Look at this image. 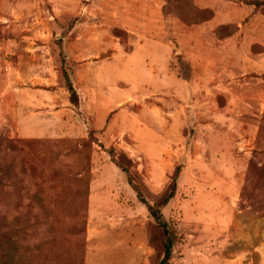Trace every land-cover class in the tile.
<instances>
[{
	"label": "rangeland",
	"instance_id": "obj_1",
	"mask_svg": "<svg viewBox=\"0 0 264 264\" xmlns=\"http://www.w3.org/2000/svg\"><path fill=\"white\" fill-rule=\"evenodd\" d=\"M3 18L0 264H162L167 247L163 264H246L264 241V0H0Z\"/></svg>",
	"mask_w": 264,
	"mask_h": 264
},
{
	"label": "crops",
	"instance_id": "obj_2",
	"mask_svg": "<svg viewBox=\"0 0 264 264\" xmlns=\"http://www.w3.org/2000/svg\"><path fill=\"white\" fill-rule=\"evenodd\" d=\"M11 5L16 9L17 4H14V3L12 4L11 3ZM0 21L3 24L12 22L10 19H7V18H3ZM255 239H253V244L251 243V241L247 242V244H246L247 247H246V251H245L244 256H243V258L247 260L246 264H254L250 260L249 255H252V254H255V253L258 255V259H259L260 264H264V241L259 239L260 240V241H258L259 243H256ZM244 263L243 262H239V263H234V264H244ZM126 264H134V259H131L130 262H129V260L126 261Z\"/></svg>",
	"mask_w": 264,
	"mask_h": 264
},
{
	"label": "trees",
	"instance_id": "obj_3",
	"mask_svg": "<svg viewBox=\"0 0 264 264\" xmlns=\"http://www.w3.org/2000/svg\"><path fill=\"white\" fill-rule=\"evenodd\" d=\"M249 4L255 6L256 8L261 7V6L263 5L261 2H251V3H249ZM63 76H64V79H65V81H66V88H67V91L70 92V95H71V96L76 97V96H75V92H74V90H73L71 84L69 83V79H68L67 74H66L65 72H63ZM123 171L126 172L125 170H123ZM171 197H172V195H170L166 200H164V201L160 204V207L165 206V205L168 203V201L171 199ZM147 208H148V211H149L150 215L152 216V218H153L155 221H160V219H161V217H160V213L152 211L151 207H149V206H148ZM0 248H2V247H1V244H0ZM0 252H1V250H0ZM169 258H170V248L167 247L166 251H164V259H163V261H162V264H163V263H167V261L169 260ZM0 261H1V259H0Z\"/></svg>",
	"mask_w": 264,
	"mask_h": 264
}]
</instances>
